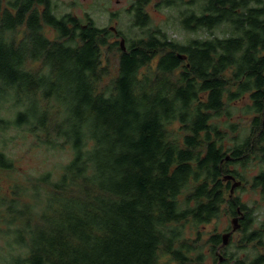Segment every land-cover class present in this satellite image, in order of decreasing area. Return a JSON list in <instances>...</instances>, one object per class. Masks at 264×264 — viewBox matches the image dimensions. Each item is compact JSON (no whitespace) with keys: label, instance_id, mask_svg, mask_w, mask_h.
<instances>
[{"label":"trees","instance_id":"16d2710c","mask_svg":"<svg viewBox=\"0 0 264 264\" xmlns=\"http://www.w3.org/2000/svg\"><path fill=\"white\" fill-rule=\"evenodd\" d=\"M166 3H186L184 29L222 36L179 43L152 28L123 50L51 0H0V264H210L219 248L221 264H264V0ZM246 95L242 133L229 119ZM14 130L72 157L15 175ZM251 164L250 206L224 176L243 181L230 165ZM238 210L244 256L206 230Z\"/></svg>","mask_w":264,"mask_h":264},{"label":"rangeland","instance_id":"374dc122","mask_svg":"<svg viewBox=\"0 0 264 264\" xmlns=\"http://www.w3.org/2000/svg\"><path fill=\"white\" fill-rule=\"evenodd\" d=\"M166 1L167 0L151 1V3L147 7V12L150 16V20L144 27H140L136 24L133 9L127 10V7L129 5L127 0H121L120 2H117V0H54V3L55 14L57 16L66 13H74L79 16L83 24L88 23L92 20L95 26L102 29H107L109 32H111V41L119 42L121 40V36L124 37L128 42L132 39H135L136 37L143 35L148 29L152 28H160L170 39L179 43H186L190 39L195 38L206 39L214 37L215 35L222 36L224 31L222 26L212 32L206 29H197L195 31L184 29L183 25L181 24L180 16L181 11L184 9V5L186 3L179 6H168ZM184 1L187 2L188 0H182L183 3ZM113 25L118 29L120 36L112 33L110 26ZM45 33L52 39L56 37V32L49 29L48 27H45ZM110 59V68L112 69L113 76L116 72L115 64L117 59L115 60L113 56H111ZM156 63L157 59L152 61L150 69H154ZM107 80L108 78L105 79V81ZM247 101L248 96L245 97L242 101H239L237 103L238 107L233 110L232 118L229 119L235 124L239 123V128H241V126H244L242 129V133L248 130L245 125L249 123L251 117L253 116L252 114L245 113V110L243 109V105H245ZM22 132L23 131L19 132L15 130L9 132V136L13 135L14 139H12V141L8 143L7 150L11 157L16 158L17 166L15 168V175L23 174L25 177H27L29 174L38 175L49 170L57 173L59 164L65 163L71 159L72 151L70 148L61 150H47L45 147H34L32 145V137L30 135H27L25 137L24 133ZM231 138H233V135L231 136ZM230 166L232 168L238 167L240 171L246 173L247 177L243 181L236 177L237 181H241V183L243 182L245 185L243 184V189L239 188L240 185L236 187L233 195H241V198L251 206L252 204H254V200H259V195L257 192L251 189V185L245 180H251L252 176L258 172L259 166L254 167V165L251 164L248 165L246 169L241 168L239 165ZM233 183L234 181L231 180V186ZM258 213L259 216L257 218V221L259 222L264 219V214L262 210L255 214ZM234 217L237 216H228L223 213L219 218L206 225L207 233L209 234L211 232L218 231L223 235L224 233L229 232L232 229V219ZM238 217H240V214H238ZM240 236L241 233L239 229L232 233L230 237L229 250L237 252L238 255L244 256L245 254L241 250L237 249L235 245ZM217 253L219 254V256L220 254L223 255V253L220 252V248L218 249ZM217 263L218 262H213L212 260H210V264Z\"/></svg>","mask_w":264,"mask_h":264},{"label":"water","instance_id":"95a60500","mask_svg":"<svg viewBox=\"0 0 264 264\" xmlns=\"http://www.w3.org/2000/svg\"><path fill=\"white\" fill-rule=\"evenodd\" d=\"M120 44H121L122 49L125 50L126 49V46H125L124 39H121ZM179 56H180V58H185L186 57L185 55H179ZM229 157L230 156L228 155L226 157V159L228 160ZM224 179L225 180H233L234 181V183L232 184L231 189H230V196L232 197L235 188L238 187L241 184V181H237L236 180V177L234 175H232V174H226L224 176ZM238 211H239L240 217L237 216V217H234L232 219V224H233L232 229H231V231L226 232V233H224L222 235L223 241H222V244H221L220 247L227 246L230 243V237H231L232 233L235 232V231H237L241 227V224L239 222V218H243V214H242L241 210H238ZM223 259H224V255L220 254L219 261H218L217 264H221V262L223 261Z\"/></svg>","mask_w":264,"mask_h":264},{"label":"flooded vegetation","instance_id":"af4514ba","mask_svg":"<svg viewBox=\"0 0 264 264\" xmlns=\"http://www.w3.org/2000/svg\"><path fill=\"white\" fill-rule=\"evenodd\" d=\"M52 1V5H53V13L55 14V3H54V0H51ZM82 1V0H81ZM83 1H87V0H83ZM121 0H117V2H120ZM143 2L144 3V11H145V13H147L148 14V12H147V7H148V5L151 3V1L152 0H127V2L129 3V5H128V7H127V10H132L133 9V13L135 12V10H136V6H138V4L140 3V2ZM167 1H169V0H167ZM166 1V2H167ZM68 14H70V15H72V16H74V17H76L78 20H79V22H80V26H81V28H83V29H86V28H88L89 27V25L91 24V22H92V20L91 21H89L88 23H85V24H83L82 22H81V19L79 18V16L78 15H76V14H74V13H66V14H63V15H60V16H57L56 14V16L57 17H63V16H65V15H68ZM46 27H48L49 29H51V30H53V31H55L51 26H46ZM102 29V28H101ZM110 29L112 30V33L113 34H115V35H119L120 36V34H119V31H118V29L113 25V26H110ZM120 38L121 39H124V41H125V46H126V49L125 50H127V40L124 38V37H121L120 36ZM121 41V40H120ZM120 41L118 42L119 43V46L121 47V44H120ZM122 48V47H121ZM186 56V55H185ZM186 59H184V60H187V57H185ZM229 231V230H228ZM231 231V230H230ZM217 257H219V254L217 253ZM218 261H219V258H218ZM217 261V262H218Z\"/></svg>","mask_w":264,"mask_h":264}]
</instances>
